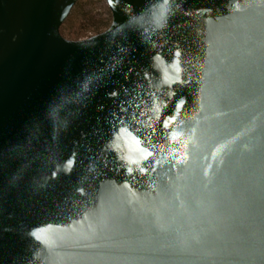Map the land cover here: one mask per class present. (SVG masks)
I'll list each match as a JSON object with an SVG mask.
<instances>
[{
  "label": "water",
  "instance_id": "1",
  "mask_svg": "<svg viewBox=\"0 0 264 264\" xmlns=\"http://www.w3.org/2000/svg\"><path fill=\"white\" fill-rule=\"evenodd\" d=\"M78 1L0 0V264H264V0H178L123 53L125 0L71 41Z\"/></svg>",
  "mask_w": 264,
  "mask_h": 264
},
{
  "label": "clouds",
  "instance_id": "2",
  "mask_svg": "<svg viewBox=\"0 0 264 264\" xmlns=\"http://www.w3.org/2000/svg\"><path fill=\"white\" fill-rule=\"evenodd\" d=\"M107 2L108 5L113 8L114 12L117 11V5H120V10H123L124 8V6L121 5V0H107ZM125 3L127 5V9H129L128 11H125L126 19L123 22L113 21L108 31L104 34L105 38L108 39V33H111L112 45L122 53L126 52L130 46V43H122L121 41H117V36H121L123 42H128L129 34L135 33L140 40L141 45L144 46L146 43L151 42L153 35L165 30L182 8V2H178V0H145L139 11H136L134 5L129 3L128 0H125ZM98 42L99 38L94 37L90 44ZM129 53L130 52H127V54ZM122 59L123 57H121V60ZM176 71L179 72L180 69L177 67ZM92 79V76H88L85 79L82 85L83 92L90 90L89 85ZM77 95L79 96L80 94L78 93ZM55 119L51 134L54 142L58 140V128L55 124ZM74 164V156L69 157L62 164H56L54 166V171L52 172V178L57 177L60 172H64L66 174L70 173ZM27 235L32 240L41 239L40 232L35 229L29 231ZM38 252L39 250H37V252H32L31 256L27 259L26 264H33V261L39 258Z\"/></svg>",
  "mask_w": 264,
  "mask_h": 264
},
{
  "label": "rangeland",
  "instance_id": "3",
  "mask_svg": "<svg viewBox=\"0 0 264 264\" xmlns=\"http://www.w3.org/2000/svg\"><path fill=\"white\" fill-rule=\"evenodd\" d=\"M111 20L105 0H79L62 24L60 34L67 40H84L106 31Z\"/></svg>",
  "mask_w": 264,
  "mask_h": 264
},
{
  "label": "snow or ice",
  "instance_id": "4",
  "mask_svg": "<svg viewBox=\"0 0 264 264\" xmlns=\"http://www.w3.org/2000/svg\"><path fill=\"white\" fill-rule=\"evenodd\" d=\"M125 132L127 131L126 129L124 130ZM129 135H131V133H128ZM117 147H118V145H117ZM129 171H131L130 169H129Z\"/></svg>",
  "mask_w": 264,
  "mask_h": 264
}]
</instances>
